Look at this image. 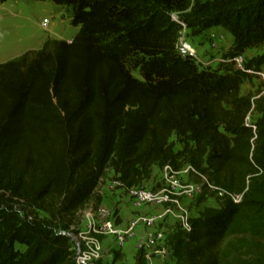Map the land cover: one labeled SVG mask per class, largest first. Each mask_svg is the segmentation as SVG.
Here are the masks:
<instances>
[{
  "label": "trees",
  "instance_id": "16d2710c",
  "mask_svg": "<svg viewBox=\"0 0 264 264\" xmlns=\"http://www.w3.org/2000/svg\"><path fill=\"white\" fill-rule=\"evenodd\" d=\"M50 1L70 8L74 37L0 64V264H76L71 238L37 209L72 223L102 203L106 169L128 190L166 163L242 199L167 236L165 264H264V95L243 94L253 75L233 64L204 68L177 50L184 28H223L225 57L263 46L264 0ZM135 264H148L144 250Z\"/></svg>",
  "mask_w": 264,
  "mask_h": 264
},
{
  "label": "rangeland",
  "instance_id": "374dc122",
  "mask_svg": "<svg viewBox=\"0 0 264 264\" xmlns=\"http://www.w3.org/2000/svg\"><path fill=\"white\" fill-rule=\"evenodd\" d=\"M71 16L72 13L70 8L56 5L50 0H0V64L17 58L25 52H33L41 49L44 42L47 40H64L65 36L68 34L70 36L76 34L78 28L71 25ZM44 19H48L50 24L45 26L43 23ZM56 19L65 21L66 31L52 29L53 22H55ZM42 23L44 26L41 25ZM181 38L194 48L196 56L202 65L201 67L204 68H216L220 66V64H225L220 62V60L225 58L232 44V37L230 34L220 27L207 29L203 31L201 35L197 36L193 35L191 30L185 29L182 31ZM262 54H264V45L249 49L244 54L245 61L247 62ZM262 68L264 74V66H262ZM262 80L263 79H261V81ZM261 81L258 77L252 76L243 84L242 93L245 95L250 94L255 97L261 89ZM257 116V112L252 111L249 115V121H254ZM172 141L175 143V149H180V144L175 137L172 138ZM183 161L184 160H182V162ZM113 179L114 173L112 169H106L104 178L100 180L95 190V193L100 194L104 201V204L100 205L114 209L117 214L119 212L118 205L121 202H124L126 206H130L134 209L135 215L141 213L142 209L147 208L149 214L162 216L157 223V228L163 230L168 237L183 229L179 216L184 215L189 219L198 216L207 207H218L223 203L221 198L214 196L212 193L205 192L196 198H181L180 203L182 210L176 209L173 214L163 216V208L160 213L156 212L157 209L160 208L159 206L134 207L124 189L110 186ZM189 180L191 182L201 183L200 178L194 174L190 175ZM106 181H108V185H106ZM160 183L161 169L155 166L152 177L145 181L143 186L148 189H157L160 187ZM115 195H118L123 201H116L113 198ZM100 205L98 207H100ZM98 207H95L94 198H92L82 209L76 212L74 222L72 223H68V219H63L62 217H57V219H55L49 212L41 209H37V212L45 224L57 230L69 231L72 228L83 229L86 223V213L89 210H96ZM66 224L68 227H64ZM104 246V255L100 264H113L114 261H116L115 264H135L137 252L140 250V248L135 245V247H132L133 249L131 252L126 253L122 247H118L116 244L109 241V239H105ZM166 260L167 258L160 259V261L153 259L150 264H165Z\"/></svg>",
  "mask_w": 264,
  "mask_h": 264
},
{
  "label": "built area",
  "instance_id": "2783aa9c",
  "mask_svg": "<svg viewBox=\"0 0 264 264\" xmlns=\"http://www.w3.org/2000/svg\"><path fill=\"white\" fill-rule=\"evenodd\" d=\"M173 18L177 19L176 16H173ZM43 23L45 26L50 24L48 19H44ZM43 23L41 24L42 26H44ZM177 50L182 57L190 56L196 61H200L196 56L194 48L187 41L183 40L181 36L178 40ZM220 62L231 63L235 69L256 76L260 81L263 79L260 82V95H264V74L262 67L259 69L246 67L244 54L233 58L226 56ZM250 123L248 116L246 124L249 125ZM193 174L200 178L201 183L189 180L190 175ZM110 186L125 190L122 183L116 178L111 181ZM125 191L134 207L159 206L163 208V216L173 214L176 209L182 210L181 198H196L205 192L212 193L221 199L229 198L234 203H238L242 199V194L230 193L210 183L203 174H200L192 166L184 165L176 168L170 163H166L161 169L159 188L148 189L144 186H133ZM161 217L149 213H138L131 218L125 227H120L117 223L119 217L115 210L100 206L96 210H89L86 213V223L83 229L72 228L69 231H62L61 233L71 238L76 264H100L104 255L105 239H109V241L118 247H123L135 235L137 230L142 229L144 233L139 237L136 245L141 250H144L145 258L148 264H150L155 259V257H151L152 254L155 256L159 255L160 259L170 258L167 235L163 230L157 228V223ZM179 217L183 230L190 232L191 225L187 216L181 215Z\"/></svg>",
  "mask_w": 264,
  "mask_h": 264
},
{
  "label": "crops",
  "instance_id": "0c3cea01",
  "mask_svg": "<svg viewBox=\"0 0 264 264\" xmlns=\"http://www.w3.org/2000/svg\"><path fill=\"white\" fill-rule=\"evenodd\" d=\"M68 20H70V19H68ZM52 29H55V30L56 29H61V30L66 31L67 28H66V25H65V21H61V20L56 19L55 22H53ZM74 35L70 36L68 34L67 36H65L64 40H70ZM103 178H104V176L102 177V179ZM106 185H108V181H106ZM113 198L116 201H123L122 199H120L118 197V195L113 196ZM102 204H104V201L103 200H102L101 205ZM118 208H119V212H118L119 220H118L117 223H118V225L120 227H125L129 223V221L131 220V218L135 215L134 214L135 211L130 206H126L124 202L119 203ZM161 210H162V207L158 208L156 212L160 213ZM147 211H148L147 208H144V209L141 210V213H148ZM143 233H144V231L142 229L137 230L136 233H135V235L132 238H130V240L122 247L123 250H125L126 253L131 252L132 249H133L132 247H135V245H136L139 237H141L143 235ZM156 260L157 261H160V259H156Z\"/></svg>",
  "mask_w": 264,
  "mask_h": 264
},
{
  "label": "water",
  "instance_id": "95a60500",
  "mask_svg": "<svg viewBox=\"0 0 264 264\" xmlns=\"http://www.w3.org/2000/svg\"><path fill=\"white\" fill-rule=\"evenodd\" d=\"M151 257H155V258H157V259H160V256H159V255H156V256H155L154 254H152Z\"/></svg>",
  "mask_w": 264,
  "mask_h": 264
}]
</instances>
